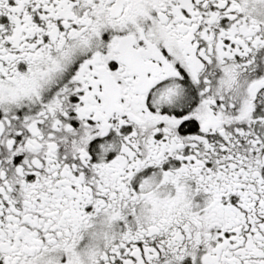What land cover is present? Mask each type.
<instances>
[{"label":"snow or ice","instance_id":"6c2138e0","mask_svg":"<svg viewBox=\"0 0 264 264\" xmlns=\"http://www.w3.org/2000/svg\"><path fill=\"white\" fill-rule=\"evenodd\" d=\"M0 264H264V0H0Z\"/></svg>","mask_w":264,"mask_h":264}]
</instances>
